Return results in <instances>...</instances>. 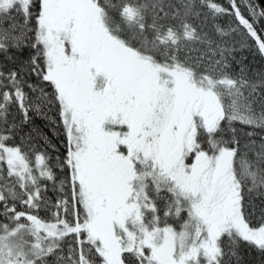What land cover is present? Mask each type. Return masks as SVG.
<instances>
[{
	"label": "snow or ice",
	"instance_id": "obj_1",
	"mask_svg": "<svg viewBox=\"0 0 264 264\" xmlns=\"http://www.w3.org/2000/svg\"><path fill=\"white\" fill-rule=\"evenodd\" d=\"M245 52L264 0H0V264H264Z\"/></svg>",
	"mask_w": 264,
	"mask_h": 264
},
{
	"label": "trees",
	"instance_id": "obj_2",
	"mask_svg": "<svg viewBox=\"0 0 264 264\" xmlns=\"http://www.w3.org/2000/svg\"><path fill=\"white\" fill-rule=\"evenodd\" d=\"M240 55V53H237L238 57ZM243 55L247 56L248 59L245 61V63L248 64L251 69L264 70V60H262L259 56H254L251 52H245L243 53ZM36 123L39 125H43L42 121H37ZM44 131L48 134L49 138L52 139L53 143H58L56 136H54L53 133L50 132L47 127H44ZM49 195H53V193H49ZM240 251L243 255L242 264H257L258 258L254 251L248 250L245 247H241Z\"/></svg>",
	"mask_w": 264,
	"mask_h": 264
}]
</instances>
